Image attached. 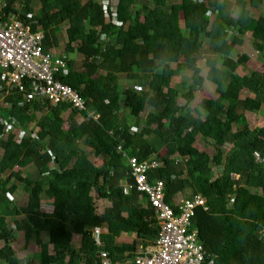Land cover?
Segmentation results:
<instances>
[{"label":"trees","instance_id":"trees-1","mask_svg":"<svg viewBox=\"0 0 264 264\" xmlns=\"http://www.w3.org/2000/svg\"><path fill=\"white\" fill-rule=\"evenodd\" d=\"M236 3L241 12L228 18L219 16L222 0L172 4L115 0L114 22L109 6L104 9L94 0H4L0 4V15L23 20L32 14L42 27L45 51L59 47L61 26L66 25V72L55 78L85 102L81 111L65 104L42 107L24 101L28 80L23 79L22 90H7L0 83L4 95L0 103V264H20L13 248L19 233L24 247L36 248L27 264H101L102 253L108 264H135L140 247L158 237L160 222L147 196L136 190L129 165L133 157L160 163L147 172V179L165 182L166 201L175 211L172 198L178 192L190 189L203 198L207 210H195L191 228L197 230L206 252L216 257L215 264H264V126L250 129L245 118V112L257 113L264 106V16L251 13L262 8L264 0ZM213 14L209 28L199 25L200 18ZM231 31L235 35L230 37ZM246 36L250 50L230 59ZM201 37L215 55L205 59L207 75L192 67L188 90L178 94V88L175 95H168L165 90L176 75L172 64L179 57L200 58ZM104 47H112L113 53ZM251 55L262 70L237 74ZM120 76L134 86L120 88ZM212 80L220 82L221 102L205 99L192 108L194 91ZM242 92L251 96L241 98ZM179 95L184 104L179 103ZM123 109L133 124L122 122ZM35 120L36 137L26 132L19 139L11 133L4 138L8 126L27 131ZM141 124L139 131H132ZM198 137L210 142L213 153L195 147ZM79 142L103 159L101 166L92 164L87 151L77 153ZM228 145L223 162L222 149ZM212 166L222 171L209 181L204 177ZM15 167H31L35 176L14 172ZM52 167L65 179L52 175ZM37 181L42 182L40 191L51 204V213L40 209L41 200L34 193ZM18 186L27 196L22 206L7 197ZM92 192L107 202L102 212L97 211ZM122 235L135 238L132 243H118ZM73 236L80 237L77 247Z\"/></svg>","mask_w":264,"mask_h":264},{"label":"built area","instance_id":"built-area-1","mask_svg":"<svg viewBox=\"0 0 264 264\" xmlns=\"http://www.w3.org/2000/svg\"><path fill=\"white\" fill-rule=\"evenodd\" d=\"M35 26V30H33ZM44 33L42 27L26 14L23 20L12 14L0 15V83L7 90L20 88L23 79L30 82L25 91V102H39L56 106L65 104L78 111L85 109L82 97L69 85L60 82L55 76L66 72L67 56L63 52L51 49L44 50ZM2 88L0 87V91ZM2 95V96H1ZM4 97L0 93V99ZM22 106L23 103H20ZM10 127L8 126L7 129ZM19 138L26 136L20 130ZM32 137L37 134L27 132ZM256 157L258 155L256 154ZM131 175L136 190L147 196L160 222V231L153 244L141 246L134 259L135 264H215L213 255H209L198 238V232L191 228V220L197 208L207 210L205 201L200 195H191L173 205L166 201V184L162 180L149 183L147 172L160 167L154 159L139 162L136 158L129 159ZM46 213L52 207L42 206ZM98 231L95 232V234ZM101 264H108L105 253L101 254Z\"/></svg>","mask_w":264,"mask_h":264},{"label":"rangeland","instance_id":"rangeland-1","mask_svg":"<svg viewBox=\"0 0 264 264\" xmlns=\"http://www.w3.org/2000/svg\"><path fill=\"white\" fill-rule=\"evenodd\" d=\"M86 1L87 0H81L82 3L86 2ZM94 1L101 3L103 5L104 9H106V6H109L110 11L112 12V15H110L109 17H111V21L114 22V19H115V0H94ZM179 1L180 0H168V3L169 4L178 3ZM222 1H223V5H222V10L219 12L221 15H219V16L234 18L241 12V8L236 3L238 0H222ZM3 3H4V0H0V4H3ZM251 13H252V16H254V17H258L260 15L264 16V6L258 10H255V11L253 10ZM214 16L215 15L213 14V15L207 16L205 18H200L199 25H201V27H204V28H209L211 23H212ZM106 18L108 20L110 19V18H108L107 15H106ZM179 26H180L181 30L183 31L182 21H179ZM65 29H66V25H64V26L62 25L61 26L62 38L60 41V45L57 48L58 51H60V52H63L64 45L66 44ZM232 34L235 35V32L233 33V31H231L230 37ZM201 39L203 41L204 47H203L202 55L200 58L184 59L183 57H179L178 60L174 64H172V67L176 70V75H174V77L172 78L169 88H167L165 90L168 95H175L176 90L178 88H181V90L178 89L179 90V92H177L178 94L180 93V91L188 90V88L191 84L190 83V80H191L190 76L192 73V70H191L192 67H194L200 75H203V77H205V75H207L208 69L205 66V59L209 56L214 57L215 55L213 56L212 52L209 51V49L207 48L208 40L204 37H201ZM248 44H249L248 43V36H246L243 43H242V46L235 47L233 49V51L229 54L230 59L236 60L238 55H241L242 53H245L247 50H250V47L248 46ZM104 48L107 49V51H109V52L113 51L112 48H109V47H104ZM249 70L258 71V72H260L262 70V68L260 67V65L257 61V57L255 55H251V58L246 63V66H244L243 68L242 67L237 68L236 73L239 75H244ZM211 74L214 76V75H216V72H212ZM120 77L121 78H119L120 79L119 83H120V86L122 89L134 86L133 82L125 79L124 76H120ZM219 83L220 82L213 81V80L212 81H205L204 83H202V87L199 89H196L193 93L194 94V101L191 103V107L193 108V107L197 106L199 104V102H201L202 100H205V99H210V100L212 99L213 101H215V103L221 102V96L219 94V89H221V88L219 86ZM175 85H177V87ZM245 96H251V95H249L247 92H242L241 98H243ZM178 101L180 104L185 103L184 99H182L180 97V95H179ZM0 103H1V99H0ZM147 111H145L141 114L142 119L145 118ZM128 114L129 113L126 109L120 110V112H119V115H120L122 122L128 123V124H133L134 120ZM37 116H39L38 113H37ZM64 116H65V113L63 114V117ZM245 118L247 121V125L249 126L250 129H253L255 127L264 126V106L257 113L245 112ZM36 121L37 120H35L34 122H31L27 125V127H28L27 132H32L33 134L38 133L39 127L37 126ZM142 126L143 125L141 124L138 128H133L132 131H139L142 128ZM64 127L67 128V124H65ZM19 131L20 130H17L15 128H13L11 130L7 129L5 131L6 133L4 134V138L7 136V134L11 133V134L15 135V139H19V136H16V135H18V133L23 134V132H19ZM24 134H25V132H24ZM79 144H81V143L80 142L77 143L78 146H76L75 149H77V153H82V150H84V149H82V147L79 146ZM195 147L197 149H199L200 151L204 150V151H207L208 153H213V150H214L209 141L201 139L200 137L197 138V141L195 143ZM229 149H230L229 145L222 149V151H223L222 161L223 162H225L226 153L229 151ZM86 151L88 152V155L90 157L89 159L92 161V163L95 165V167H99L102 164L103 159L93 156L89 150H86ZM1 155H2V150L0 149V156ZM55 169H56V167L55 168L52 167L50 169V173L52 175H55L59 179H65V175H63L62 173H57ZM221 169H222L221 167L212 166V171H211L210 175L207 177H204V179H208L209 181L216 179L218 176H220L221 171H222ZM13 171L17 172V173L20 172L23 175L28 174L31 177L35 176L34 170L31 167H27L25 169H20V167H15L13 169ZM41 185H42V182L37 181L35 183V187H34L35 195L37 196V198L39 200H41L42 205L40 204L41 205L40 209H42V206H44V205L49 206V209H51V207H52L51 204L45 202V200H44L45 198H44L42 192L40 191ZM185 191H186L185 193H187L186 195L184 194L185 196H188V195L190 196L192 193L190 189H187ZM91 194L94 197L96 196V194H94V192H92ZM7 197L9 198L10 201H12V203H15L16 205H19V206L25 205L27 203V196H26V194L23 191L21 186L17 187L14 194L8 195ZM182 197H184V196H182ZM95 203H96V207H97L98 212H102L104 207L107 204L106 201L98 200L96 197H95ZM17 235L18 236H17L16 242H14V244L12 243L14 251L16 253V258L20 262V264H27V261H29L28 259H31L32 253L36 251V248L33 244H30L27 247H24L23 240H22L23 239L22 233H19ZM45 237L46 236H44V238ZM134 238H135L134 235H122L121 237H119L117 239V242L118 243H132ZM72 240H73V245L75 247H77L79 244L80 237L79 236H73ZM1 246H2V244L0 243V247Z\"/></svg>","mask_w":264,"mask_h":264},{"label":"crops","instance_id":"crops-1","mask_svg":"<svg viewBox=\"0 0 264 264\" xmlns=\"http://www.w3.org/2000/svg\"><path fill=\"white\" fill-rule=\"evenodd\" d=\"M109 48H112V47H109ZM105 49V48H104ZM113 49V48H112ZM56 51H58V49H56ZM104 51H106V52H108V53H113V52H109V51H107V49H105ZM60 52V51H59ZM120 88H121V86H120ZM69 112H70V110L69 109H67L66 111H65V118L68 116V114H69ZM90 117H92L93 119H97V115H93V114H90L89 115ZM82 149H84V150H82V153L83 152H86V150H85V148L83 147V145H82ZM88 158H90L89 157V155H88ZM90 160V159H89ZM91 161V160H90ZM92 162V161H91ZM93 164V163H92ZM94 165V164H93ZM95 166V165H94ZM101 166V165H100ZM186 191H183V192H178L177 194H175L174 196H173V198H172V204L173 205H176V204H178V202L181 200V199H184V198H187V197H190L189 195L188 196H185L187 193H185ZM185 194V195H184ZM182 196H184V197H182Z\"/></svg>","mask_w":264,"mask_h":264}]
</instances>
